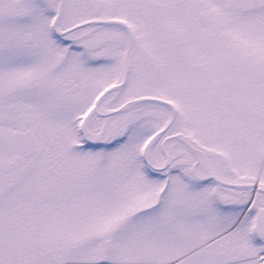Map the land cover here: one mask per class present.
Masks as SVG:
<instances>
[{
    "label": "snow or ice",
    "instance_id": "6c2138e0",
    "mask_svg": "<svg viewBox=\"0 0 264 264\" xmlns=\"http://www.w3.org/2000/svg\"><path fill=\"white\" fill-rule=\"evenodd\" d=\"M0 264H264V0H0Z\"/></svg>",
    "mask_w": 264,
    "mask_h": 264
}]
</instances>
